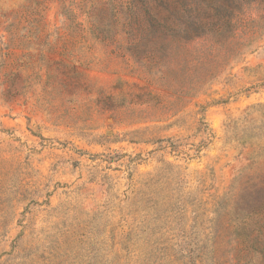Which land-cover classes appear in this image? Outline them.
I'll return each instance as SVG.
<instances>
[{
  "label": "rangeland",
  "instance_id": "rangeland-1",
  "mask_svg": "<svg viewBox=\"0 0 264 264\" xmlns=\"http://www.w3.org/2000/svg\"><path fill=\"white\" fill-rule=\"evenodd\" d=\"M0 264H264V0H0Z\"/></svg>",
  "mask_w": 264,
  "mask_h": 264
}]
</instances>
